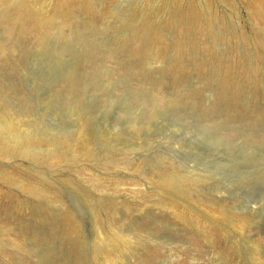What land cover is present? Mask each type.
<instances>
[{"label":"rangeland","instance_id":"374dc122","mask_svg":"<svg viewBox=\"0 0 264 264\" xmlns=\"http://www.w3.org/2000/svg\"><path fill=\"white\" fill-rule=\"evenodd\" d=\"M0 264H264V0H0Z\"/></svg>","mask_w":264,"mask_h":264}]
</instances>
